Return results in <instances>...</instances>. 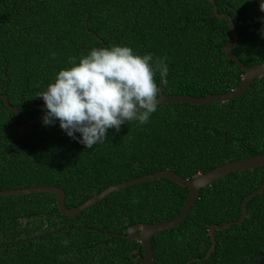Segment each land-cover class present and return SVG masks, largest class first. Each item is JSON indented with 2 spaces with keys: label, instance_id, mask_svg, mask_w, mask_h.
<instances>
[{
  "label": "trees",
  "instance_id": "obj_1",
  "mask_svg": "<svg viewBox=\"0 0 264 264\" xmlns=\"http://www.w3.org/2000/svg\"><path fill=\"white\" fill-rule=\"evenodd\" d=\"M213 1L236 29L233 53L245 66L262 64L261 0ZM212 7L207 0H0V95L19 108L18 123L24 124L46 112L36 96L70 67L68 58L78 62L101 45L167 57V83L156 78L162 94L227 93L244 72L222 52L231 33ZM13 117L0 100V191L56 186L65 193V207L74 208L110 185L143 175L169 170L191 179L264 154V75L227 102L159 104L147 124L109 129L93 149L70 138L58 120L16 134ZM263 181L259 167L201 189L180 226L152 237V264L204 259L209 226L238 220L243 199ZM187 196L188 189L171 180H151L117 190L75 216L61 215L52 193L0 197V264H139L140 245L108 233L171 220ZM214 236L210 258L190 264H256L264 253V190L247 203L240 225Z\"/></svg>",
  "mask_w": 264,
  "mask_h": 264
},
{
  "label": "clouds",
  "instance_id": "obj_2",
  "mask_svg": "<svg viewBox=\"0 0 264 264\" xmlns=\"http://www.w3.org/2000/svg\"><path fill=\"white\" fill-rule=\"evenodd\" d=\"M259 7L264 12V0ZM166 60L167 57L140 55L129 46L117 45L92 48L78 62L76 57H69L70 67L59 70L54 81L36 96L43 99L46 109L42 123L54 125L58 120L70 138L88 149L103 144L109 129L119 132L133 121L147 124L157 111L161 95L157 75L162 84L167 83ZM63 243L67 245L68 241Z\"/></svg>",
  "mask_w": 264,
  "mask_h": 264
},
{
  "label": "water",
  "instance_id": "obj_3",
  "mask_svg": "<svg viewBox=\"0 0 264 264\" xmlns=\"http://www.w3.org/2000/svg\"><path fill=\"white\" fill-rule=\"evenodd\" d=\"M207 1H209L212 4L213 6L212 11L215 14V16L219 19L225 20L230 30L231 38L226 44L223 45L222 52L228 59L232 60L244 72V75L241 79V83L239 84L238 87L227 93L208 95L204 97H193L189 95H165L161 93L160 97L158 98L159 104L188 103L192 105H204L214 102H227L242 95L250 87L252 81L255 78L264 75V62L262 64H258L255 66H245L233 53L232 50L236 47L238 43V36L236 33V29L231 21V17L226 14H217L216 6L213 0H207ZM98 48H102V45L99 46ZM0 100L3 101L6 108H8L14 114L12 130L16 134H20L21 132H23V130L27 128L29 125L42 121L45 115V113L43 112L40 116L33 118L25 122L24 124L20 125L18 123V118L20 113L19 108L17 106H12L9 103L8 96L6 94L0 95ZM259 167H264V154H259L250 158L225 163L209 171L208 173L198 174L192 177L191 179L182 178L178 174L169 170H163L153 174H147L140 176L138 178L130 179L122 183L110 185L109 187L101 191L99 194L89 198L86 202L74 208L65 207L64 205L65 193L61 188L56 186H38L31 188L3 190L0 191V197L29 195L35 193H52L54 194L56 199L58 212L64 216H75L80 212H82L83 210H86L92 205L100 202L106 196L117 190H121L126 187L138 185L151 180H159L163 178L171 180L173 183L188 189L187 199L181 209L180 214L177 217L168 221L156 222L153 224H134L128 227L126 232L121 235L108 233L110 237L116 236L139 243L140 246L137 248V252L142 250V255L137 258V262L139 264H152L153 261V249L151 243L152 237L157 236L159 232H163L175 228L177 226H180L189 215L191 208L195 204L196 200L199 198V192L201 189L211 185L218 179L223 178L232 172L249 171ZM263 190H264V181L256 191L252 192L243 199L241 204V216L238 220L227 222L223 225L213 224L209 227L208 235L211 240V246L207 251L204 259H209L210 254L215 252V245H216V240L214 237L215 231H224L232 225H240L246 219L247 216V203L257 195L261 194ZM61 230L65 231L68 229H61ZM263 259H264V254L257 260L256 264H260ZM186 264H190V262Z\"/></svg>",
  "mask_w": 264,
  "mask_h": 264
},
{
  "label": "flooded vegetation",
  "instance_id": "obj_4",
  "mask_svg": "<svg viewBox=\"0 0 264 264\" xmlns=\"http://www.w3.org/2000/svg\"><path fill=\"white\" fill-rule=\"evenodd\" d=\"M209 227H210V226H209ZM208 229H209V228H208ZM137 244H138V243H137ZM215 246H216V245H215ZM141 251H142V250H141ZM263 254H264V253H263ZM205 255H206V254H205ZM139 256H141V255H139ZM139 256H138V257H139ZM138 257H137V258H138ZM209 258H210V257H209ZM193 260H199V261H202V260H204V259H203V258H196V259L188 260L187 263H188V262L191 263V261H193Z\"/></svg>",
  "mask_w": 264,
  "mask_h": 264
}]
</instances>
